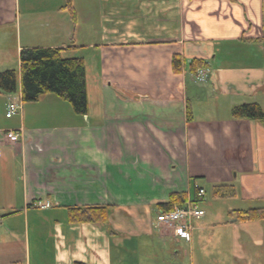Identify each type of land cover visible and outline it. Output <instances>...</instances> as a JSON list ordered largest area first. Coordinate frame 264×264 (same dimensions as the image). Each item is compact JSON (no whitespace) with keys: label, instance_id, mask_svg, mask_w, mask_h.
<instances>
[{"label":"crops","instance_id":"crops-1","mask_svg":"<svg viewBox=\"0 0 264 264\" xmlns=\"http://www.w3.org/2000/svg\"><path fill=\"white\" fill-rule=\"evenodd\" d=\"M92 3L97 25L94 13H86L85 25L88 36L96 26L97 36L82 43L73 0V17L64 14L66 1L0 0V27L9 26L6 36L14 42V59L0 61V71L13 70L16 81L13 93L0 92V264H141L135 236L157 229L155 203L172 192L189 198L195 177L226 181L234 197L264 200V127L231 115L244 102L264 112V0ZM42 27L45 39L32 31ZM31 47H60L62 57L83 59L86 114L70 111L54 94L39 96L34 107L22 101L19 52ZM239 49L244 64L225 62ZM175 54L179 71L171 65ZM193 59L207 63L205 85L192 80ZM208 85L216 95L202 92ZM9 97L20 99L21 110L6 118ZM7 130L19 140L9 143ZM193 135L201 138L196 153L197 139L190 146L187 140ZM200 151L212 158L200 163ZM170 160L178 165L170 167ZM91 205L111 206L106 222L68 221L67 207ZM138 209L143 222L133 215ZM32 213L43 216L31 219L30 228ZM123 213L131 214L129 226ZM230 222V264H264V221ZM200 232L194 226L190 241L175 239L182 254Z\"/></svg>","mask_w":264,"mask_h":264},{"label":"rangeland","instance_id":"rangeland-1","mask_svg":"<svg viewBox=\"0 0 264 264\" xmlns=\"http://www.w3.org/2000/svg\"><path fill=\"white\" fill-rule=\"evenodd\" d=\"M19 1L22 2L23 0H19ZM53 1L54 0H31V5L46 4L48 2H53ZM65 1L66 0H59V2H65ZM73 1L77 5L76 11L78 13V20H79V23L75 28V35L77 37V40L81 41L82 43L90 40H95L97 36L96 33L94 34V30H96V26H93V29L88 36L87 26L85 25V22L88 19L86 17V13H88L90 17L94 13L95 14L93 16L94 24L92 25H97L96 12L93 10L94 7H92L93 5L92 2H95L96 0H73ZM67 12L69 11L66 9L64 14H67ZM60 18H62V15L60 16ZM65 18H67V16ZM8 29H9L8 25L0 27V34L2 36L4 35V38L0 40V61L3 60L4 62L14 59L12 55V49H13L12 46L14 42L10 38H7L6 36V34H8L6 30ZM32 31H36L44 39L48 37L47 29L45 27ZM80 49L81 51L88 50L86 48H80ZM241 55H243V51L239 49L238 51L232 54V58L229 59L226 58L225 62L230 63L229 65L231 66H235V65L240 66L244 64V60H245L244 57L242 58ZM255 61H256L255 59H252V62ZM204 67H206L207 69L206 76L202 82L197 83L194 74L197 72L198 69H202ZM198 69L196 70L195 73H192L193 76L192 80L195 84L205 85L210 74L209 73L210 70L207 67V63L205 64V66H202ZM235 76L238 77V75ZM235 82H239V79L236 80ZM202 90H203L202 92L208 96L217 94V92L215 90H212V88L209 85ZM224 98L225 97L221 95L220 100L223 101ZM29 105L33 107L35 106L34 102L29 103ZM67 106L71 111L72 109L71 107H69V104ZM33 111L35 110L31 107L29 109V112L27 113ZM190 115L191 113L187 114L186 112V122L188 123L191 121L189 120L191 118ZM196 139L197 137L195 135L191 136L190 139L187 138L188 145L190 146L193 142H195ZM199 142L201 143V138H198L194 143V145L191 147L192 152L196 153L198 151V149L196 148V143L198 145ZM191 157H194L193 153H191ZM208 158L211 159L212 157L208 155L206 152L200 151L199 154L200 163L207 161ZM170 161H171L169 162L170 167H172L173 164H175V167L178 165L175 160H170ZM175 170L177 169L171 171L166 167V173H169L172 176L175 175L176 178L180 179L182 177L181 170L179 169L180 174L179 171L175 172ZM230 172L227 171L226 177L229 178L231 176ZM163 174L164 173H162V175ZM195 184L197 186L204 188L205 193L203 198L200 199L196 198ZM219 184L228 185L226 181L219 183L208 182L203 177H195L190 181V187H189L190 198L191 200H194L193 202L198 206V208L204 211V216L202 218L193 221L195 228H201V232L199 235L193 236V243L189 247L190 250L188 248V250H185V253L183 251L184 254L183 255L182 243L180 241H176L170 235L165 225L156 224L158 225L156 226L157 229L153 230V232L150 235L140 233L137 236H135L136 244L138 247L137 248L138 250L136 251V255L138 256L141 264H146L149 263L150 261L153 262L154 264H184V260L186 259H187L186 264H230L231 263L230 235H231V228H234V224L230 222L231 218L233 217L231 214H233V212L236 211V209L263 207L264 200L257 202L256 200L243 199L239 195L238 197H234L235 194L232 195L233 192L229 191L230 190L229 188L227 190L226 188H223L221 195L219 196L215 195L214 187L218 186ZM141 211H142L141 209H138L136 213L133 211V215H136L138 213L137 214L138 219L142 220L143 222L144 214ZM130 215L129 217H126L124 213L122 214V219L124 220V226H129V224L131 223ZM42 216L43 215L39 213L29 214V227L33 228L31 225V219L38 220L42 218ZM20 226L22 228V223L20 224ZM30 234H31V229H30ZM125 248L130 254H133L132 253L133 249L128 250L127 247ZM176 249L178 251L174 252V250Z\"/></svg>","mask_w":264,"mask_h":264},{"label":"trees","instance_id":"trees-1","mask_svg":"<svg viewBox=\"0 0 264 264\" xmlns=\"http://www.w3.org/2000/svg\"><path fill=\"white\" fill-rule=\"evenodd\" d=\"M65 7L74 16L70 0H66ZM246 41V39H242ZM63 48L31 47L22 48L19 52L20 87L23 102L36 101L43 94H54L67 101L76 114H86L88 103L85 90V68L81 57H62ZM206 62L193 59L189 63L190 73L205 66ZM171 65L174 71H179L180 57L172 56ZM15 72L13 70L0 71V92L13 93L15 91ZM190 114V110L187 112ZM234 119H246L258 122L264 127V112L256 102H244L234 106L231 110ZM189 117V116H188ZM230 185L214 187V194L221 195L222 189ZM234 195V192L232 193ZM188 195L184 192H172L165 201L156 202V210L168 211L175 206L185 204ZM111 206H71L67 207L68 221L72 223H103L106 222ZM237 221H264V207L236 209L231 214ZM81 264V263H76Z\"/></svg>","mask_w":264,"mask_h":264},{"label":"built area","instance_id":"built-area-1","mask_svg":"<svg viewBox=\"0 0 264 264\" xmlns=\"http://www.w3.org/2000/svg\"><path fill=\"white\" fill-rule=\"evenodd\" d=\"M206 68L198 69L194 77L196 82H202L206 76ZM21 110V101L18 98H8L7 108L5 117L10 118L16 112ZM6 140L9 143H15L19 140L20 134L14 130H7L4 133ZM197 197L204 195V190L198 188ZM40 208H46L49 206L48 203H37ZM204 215V211L198 208L195 204L186 202L180 206H175L173 209L168 211H158L155 216L156 224L165 225L173 238L190 241L191 231L194 228V220L200 219ZM157 225V226H158Z\"/></svg>","mask_w":264,"mask_h":264}]
</instances>
